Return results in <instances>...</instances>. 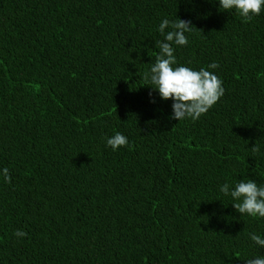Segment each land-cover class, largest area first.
I'll return each instance as SVG.
<instances>
[{
    "label": "trees",
    "instance_id": "trees-1",
    "mask_svg": "<svg viewBox=\"0 0 264 264\" xmlns=\"http://www.w3.org/2000/svg\"><path fill=\"white\" fill-rule=\"evenodd\" d=\"M176 18L197 30L173 44L174 67L224 88L195 121L170 119L172 101L144 80L160 23ZM116 133L128 144L113 151ZM3 168L0 264L264 257L249 235L264 239V218L220 191L264 186V9L244 22L218 0H0Z\"/></svg>",
    "mask_w": 264,
    "mask_h": 264
},
{
    "label": "clouds",
    "instance_id": "clouds-1",
    "mask_svg": "<svg viewBox=\"0 0 264 264\" xmlns=\"http://www.w3.org/2000/svg\"><path fill=\"white\" fill-rule=\"evenodd\" d=\"M219 8L224 12L235 11L244 22H250L254 17L261 14L264 9V0H218ZM191 21L176 18L174 22L163 20L157 31L164 36L163 41H157L159 54L156 55L155 63L150 71L144 73V80L151 84L152 90L158 92L162 101H172V116L177 122L189 118L193 121L206 114L223 96L224 88L222 80L212 71L200 68L193 70L186 66H176L174 47L186 46L188 39L186 32L193 30ZM167 29H171L166 31ZM196 29V28H195ZM197 30V29H196ZM201 32V31H200ZM219 65L215 62L208 66L209 69H216ZM126 136L116 133L107 139V146L113 151L126 146ZM252 151L258 152L257 147ZM0 175L5 182H11L8 168H3ZM224 195H230L236 203L232 207L240 215L264 218V186H258L253 180L239 182L233 190L227 183L220 187ZM16 237H24L27 234L16 230ZM250 239L261 247H264V239L259 235L251 233ZM246 264H264V257L258 256L246 261Z\"/></svg>",
    "mask_w": 264,
    "mask_h": 264
}]
</instances>
